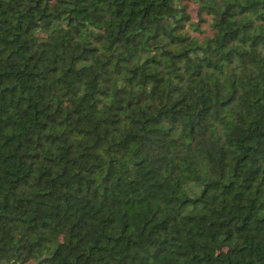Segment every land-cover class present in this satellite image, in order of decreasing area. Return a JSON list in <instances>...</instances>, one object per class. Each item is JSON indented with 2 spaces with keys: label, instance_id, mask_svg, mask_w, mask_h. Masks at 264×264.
Here are the masks:
<instances>
[{
  "label": "trees",
  "instance_id": "16d2710c",
  "mask_svg": "<svg viewBox=\"0 0 264 264\" xmlns=\"http://www.w3.org/2000/svg\"><path fill=\"white\" fill-rule=\"evenodd\" d=\"M0 264H264V0H0Z\"/></svg>",
  "mask_w": 264,
  "mask_h": 264
}]
</instances>
